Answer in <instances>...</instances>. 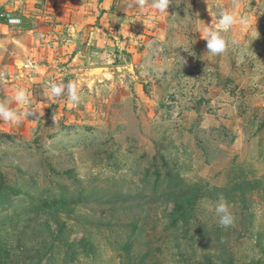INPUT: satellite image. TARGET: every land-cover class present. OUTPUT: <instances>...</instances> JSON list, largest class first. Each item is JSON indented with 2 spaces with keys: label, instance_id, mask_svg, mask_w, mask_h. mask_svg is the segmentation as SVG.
<instances>
[{
  "label": "rangeland",
  "instance_id": "374dc122",
  "mask_svg": "<svg viewBox=\"0 0 264 264\" xmlns=\"http://www.w3.org/2000/svg\"><path fill=\"white\" fill-rule=\"evenodd\" d=\"M108 6L107 47L82 60L67 27L41 70L7 51L0 101L23 110L24 88L35 114L0 121V264H264V0ZM220 9L248 23L213 56L201 37ZM61 82L78 106L50 97ZM221 195L228 228L208 210Z\"/></svg>",
  "mask_w": 264,
  "mask_h": 264
},
{
  "label": "crops",
  "instance_id": "0c3cea01",
  "mask_svg": "<svg viewBox=\"0 0 264 264\" xmlns=\"http://www.w3.org/2000/svg\"><path fill=\"white\" fill-rule=\"evenodd\" d=\"M112 0H0V10L10 12L11 16L18 19V24H9L7 21H0V72L5 66L7 60V51L12 54L17 61L26 63L25 66H34L35 69L41 70L47 63L40 57V49L42 53L48 54L52 44L53 34L63 33V29L78 34L79 40H73L72 44L76 48H83L84 50L77 54L75 59L82 60L86 55V48L95 47L102 48L108 41L110 29L109 26L113 25L118 20L116 13L108 11L109 2ZM60 17L63 20L53 26L50 19L53 17ZM108 16H111L110 19ZM69 17L74 19L82 18V23H74L69 21ZM66 20V21H65ZM85 20H90L92 24H88ZM70 22V23H68ZM15 26V27H14ZM13 28H18L13 32ZM100 31L104 34V38L96 39L94 32ZM101 36V35H100ZM69 41V39H68ZM69 43V42H68ZM70 44V45H72ZM75 47V46H74ZM107 47V46H105ZM20 49H24L25 53H29V57H23ZM35 55L34 61L32 60ZM41 53V54H42ZM52 53V49H51ZM39 54V56H37ZM82 56V57H81ZM34 64V65H32ZM28 76L29 81L38 80L39 77L34 75ZM5 72V71H4ZM9 81L0 83V91L4 90ZM12 84L9 85L4 91L9 94L16 88L17 82L14 77L11 79ZM18 81V80H17ZM2 91L0 92V94Z\"/></svg>",
  "mask_w": 264,
  "mask_h": 264
},
{
  "label": "clouds",
  "instance_id": "9594fccd",
  "mask_svg": "<svg viewBox=\"0 0 264 264\" xmlns=\"http://www.w3.org/2000/svg\"><path fill=\"white\" fill-rule=\"evenodd\" d=\"M134 2L141 9L151 7L156 12L167 13L166 10L171 0H150V3L149 0H134ZM247 23V16L239 15L235 11L227 9L218 10L210 23H208V26L204 28L203 36L201 37L206 41L207 52L217 56L228 51L229 46L234 42L225 34L229 33L234 26ZM65 92L72 106H78L81 96L75 83L61 82L50 85V97L53 99L61 97ZM13 99L17 104L23 106V110L21 108H11L7 100L0 101V121L19 125L22 120L33 116L35 110L30 106V98L26 89L18 87L15 90ZM208 210L214 211L220 226L228 228L234 223L235 216L223 195L219 196L215 205L209 204Z\"/></svg>",
  "mask_w": 264,
  "mask_h": 264
},
{
  "label": "built area",
  "instance_id": "2783aa9c",
  "mask_svg": "<svg viewBox=\"0 0 264 264\" xmlns=\"http://www.w3.org/2000/svg\"><path fill=\"white\" fill-rule=\"evenodd\" d=\"M2 20L7 21L9 24H18L19 23V20L12 17L10 12H8L6 10H3V11L0 10V21H2ZM7 79H8V76H7L6 72L1 71L0 72V83L5 84L7 82Z\"/></svg>",
  "mask_w": 264,
  "mask_h": 264
}]
</instances>
